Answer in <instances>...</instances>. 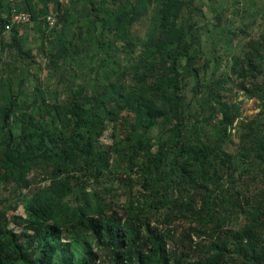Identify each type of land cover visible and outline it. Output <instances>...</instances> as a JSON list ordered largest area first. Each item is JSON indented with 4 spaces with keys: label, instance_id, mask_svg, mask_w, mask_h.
<instances>
[{
    "label": "trees",
    "instance_id": "1",
    "mask_svg": "<svg viewBox=\"0 0 264 264\" xmlns=\"http://www.w3.org/2000/svg\"><path fill=\"white\" fill-rule=\"evenodd\" d=\"M190 2L25 0L0 15L1 38L12 8L30 13L52 69L40 86L18 41L29 22L13 25L0 66V185L12 184L23 213L10 228L0 200V264H264V32L227 53L248 26L220 28L223 50L213 42L206 56ZM259 12L243 6L241 17ZM109 175L121 202L85 187Z\"/></svg>",
    "mask_w": 264,
    "mask_h": 264
},
{
    "label": "rangeland",
    "instance_id": "2",
    "mask_svg": "<svg viewBox=\"0 0 264 264\" xmlns=\"http://www.w3.org/2000/svg\"><path fill=\"white\" fill-rule=\"evenodd\" d=\"M190 1V0H189ZM189 9L190 11L192 9L193 11V18L192 20L196 22V25L200 28V35H201V45L202 50L204 51L205 55L208 56L211 54L212 51V45L213 42L216 43L217 49L219 51L223 50L224 46V33L220 30V28H225L227 31L236 30L238 27H243L245 24L248 26L247 31L249 32V35L243 36V34H239L238 36H234V39L232 41L231 47L229 50H227V53L234 51V48H237L239 45L243 44L246 40L250 38H257L259 35L264 32V0H191L189 3ZM243 6L246 8L247 11L251 12L256 8H260L259 14L254 16H248V17H241L242 15V8ZM195 8V9H193ZM199 8V9H198ZM189 20L188 14L186 10H183L182 16L180 17V22H183L187 24ZM27 23V22H26ZM216 23H219V25H216ZM28 29V24H23ZM141 30H143L141 25H138L134 27V31L136 33H139ZM6 35L9 37V32H6ZM226 35V33H225ZM230 35L231 32H230ZM215 36V37H213ZM221 39H217V38ZM37 41L34 45H31V53L32 56H34V61L36 63H33L30 65L29 72L35 73L37 68L40 67V70L37 72L39 75L38 83L42 87H46L48 85V80L50 79L49 73L52 72L51 67L46 66L47 60L43 57V53L38 52L37 48ZM7 56H0V66L3 64L4 58H9L8 56H12L11 52H7ZM226 58L228 56H225ZM224 58V57H223ZM226 63V60H223V64ZM75 70L77 72V75L80 78H86L88 77L87 74L90 73V76L92 75V69L89 70L88 66H85L84 64L78 65L75 67ZM1 72V71H0ZM87 72V73H86ZM19 70L16 75V79L14 80L13 89L16 85V80L19 78ZM54 80L55 77H52ZM51 79V80H52ZM52 80V82H53ZM56 82V80H55ZM29 83H27L28 85ZM51 87H54V82L49 84ZM193 85V82L190 81L189 87ZM230 86V83H229ZM187 96L188 100H192V92L190 89L187 90ZM238 99L242 100L241 103V109L243 112V116H253L255 113H257L258 108L254 105V100L245 98L241 92L238 93ZM194 101L190 104V107L193 108ZM209 128L205 129V133L208 135ZM112 127L111 124L108 123L106 130L103 132L100 140L103 144H108L111 142L112 137ZM115 181L114 175H109L103 178L98 179L97 181H94L93 179H85V187L87 190L90 189H97L102 193V195L109 199L112 198V202H121L124 200L125 195L123 193L122 189L117 188L116 184L113 186ZM5 183L0 185V200L5 202L6 209V215L9 220V227L18 230L20 228L19 225H15L11 221V216L14 214H22L23 213V206L21 204H16V208H13V204L15 203L14 197H8L9 190L11 189L12 184H7V190L4 188ZM104 186H107L106 190H104ZM137 187H135L136 189ZM32 187H28L22 190V192L25 193L26 197L30 193ZM115 189V190H114Z\"/></svg>",
    "mask_w": 264,
    "mask_h": 264
},
{
    "label": "crops",
    "instance_id": "3",
    "mask_svg": "<svg viewBox=\"0 0 264 264\" xmlns=\"http://www.w3.org/2000/svg\"><path fill=\"white\" fill-rule=\"evenodd\" d=\"M11 3L22 5L25 3V0H0V15L1 16L5 15V13L7 12L8 5ZM34 25H35L34 22H29L27 26L28 29L23 25H19L17 27L18 28V39H19L18 41L24 49L31 48V45H34L36 43V31L35 29H33ZM6 32L8 31H4L0 38V56H5L8 52L4 44H6L10 40L9 39L10 36L8 37L6 35Z\"/></svg>",
    "mask_w": 264,
    "mask_h": 264
},
{
    "label": "built area",
    "instance_id": "4",
    "mask_svg": "<svg viewBox=\"0 0 264 264\" xmlns=\"http://www.w3.org/2000/svg\"><path fill=\"white\" fill-rule=\"evenodd\" d=\"M7 18L8 19L4 25L5 31L10 30L13 25L29 22L30 13L26 10H17L16 8H12ZM45 20L49 26H53L56 21L55 16L51 13L45 16Z\"/></svg>",
    "mask_w": 264,
    "mask_h": 264
}]
</instances>
